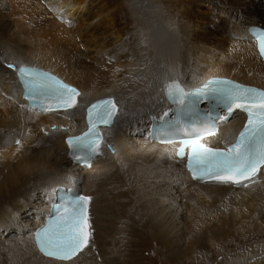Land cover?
<instances>
[{
  "label": "bare ground",
  "instance_id": "6f19581e",
  "mask_svg": "<svg viewBox=\"0 0 264 264\" xmlns=\"http://www.w3.org/2000/svg\"><path fill=\"white\" fill-rule=\"evenodd\" d=\"M41 1L0 0V264H120L115 256L108 260L128 245L115 231L118 221L141 217L138 209L119 208L131 195L138 197L143 221L149 219L153 234L161 233L181 261L202 260L196 252L205 251L201 242L217 252L220 240L254 233L257 241L248 250L219 264H264V183L234 191L191 183L170 146L156 140L161 122L147 128V113L170 111L160 90L171 80L195 87L207 77L225 76L264 88V64L253 43L242 40L250 25L264 28V0H44L52 12ZM58 12L67 22L55 19ZM115 45L121 52L108 60ZM10 63L58 74L80 89L79 101L116 97L120 112L107 130L109 149L89 169L71 164L63 143L64 136L81 131V112L71 109L66 118L26 114L14 103L22 100ZM34 119L37 124L24 128ZM239 122L233 115L219 123L216 146ZM40 124L55 130L42 135ZM14 133L23 134L19 146L9 145ZM53 180L78 182L91 194L96 253L85 248L69 261H54L25 241L52 203L46 199L54 195ZM121 225L135 232L133 224ZM208 260L203 264H212Z\"/></svg>",
  "mask_w": 264,
  "mask_h": 264
},
{
  "label": "snow or ice",
  "instance_id": "6c2138e0",
  "mask_svg": "<svg viewBox=\"0 0 264 264\" xmlns=\"http://www.w3.org/2000/svg\"><path fill=\"white\" fill-rule=\"evenodd\" d=\"M254 34L258 37L260 54L264 55V32ZM17 72L26 99L32 101L31 107L52 111L76 105L80 93L50 73L26 66H21ZM165 92L176 107L169 119L162 117L163 123L154 133L171 143L178 130L184 131L178 155L183 156L184 149L190 148L188 169L194 178L240 185L264 167V90L233 80L212 78L191 91L171 80L165 85ZM201 102H207L208 107L201 109ZM236 109L246 112L248 119L235 142L226 149L202 144L201 137L214 135L217 121H227ZM115 114L116 104L112 99L99 100L88 108V131L68 138L70 154L76 160L87 164L98 154L102 140L98 125H110ZM168 116L165 112L164 117ZM89 200L88 196L70 193L53 204L54 214L35 232L41 252L58 260H70L88 244Z\"/></svg>",
  "mask_w": 264,
  "mask_h": 264
},
{
  "label": "rangeland",
  "instance_id": "374dc122",
  "mask_svg": "<svg viewBox=\"0 0 264 264\" xmlns=\"http://www.w3.org/2000/svg\"><path fill=\"white\" fill-rule=\"evenodd\" d=\"M156 1L157 3L161 2L163 4L164 0H148V2H152L155 4ZM171 9L173 8L171 7ZM115 46L116 49L114 50V52L107 55L108 60H110L109 58H115L114 53L121 52L120 48H118V45ZM131 196L127 197V200H129L127 201V206L119 208H121L125 212H128L130 207L131 209H138L139 213L137 216H141L139 217L140 220H135L136 218H132L131 221L119 219L120 221H118V226L115 228V231L117 234H119V236L124 235L126 237L123 239L126 241L125 244L128 245H125L123 247L121 253L109 256L110 258L108 257V260L113 261L112 258L116 257V262H119L120 264H172L171 260L174 259L173 262L175 264H188L187 262L181 261L179 258H176V256L167 249V246L158 237L161 233H158V235L153 234L154 229L150 228L151 225L149 223L151 222L149 221V219H144L143 221L145 213L142 212V209L137 201L138 197L134 198L133 196ZM130 212L132 213L133 210H131ZM129 215L131 217V214ZM123 223L127 225L133 224V226L137 229L135 228V232H131L129 230L127 231V229H123V226L121 225ZM145 226H147V228ZM227 232H229V230H227ZM257 238L258 237L254 233H236L234 235H230L227 239L219 241V247L221 250L217 252L206 251L207 249H209L207 243L205 244V242H201L203 248L202 250H205L206 252L201 251V247L197 248L196 252H201L200 254L203 256V258L201 257L202 260H197L194 257V260L196 264H203L205 260H208L210 258L212 264H219V262L222 261L227 255L231 256V254L233 253H235L236 255L248 250L245 247L254 244L257 241ZM204 245H206V247Z\"/></svg>",
  "mask_w": 264,
  "mask_h": 264
},
{
  "label": "water",
  "instance_id": "95a60500",
  "mask_svg": "<svg viewBox=\"0 0 264 264\" xmlns=\"http://www.w3.org/2000/svg\"><path fill=\"white\" fill-rule=\"evenodd\" d=\"M9 65H11V64H9Z\"/></svg>",
  "mask_w": 264,
  "mask_h": 264
}]
</instances>
